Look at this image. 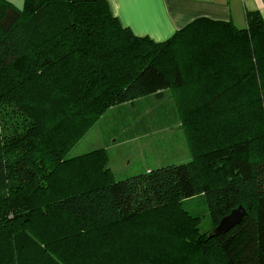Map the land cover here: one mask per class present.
I'll list each match as a JSON object with an SVG mask.
<instances>
[{
    "label": "trees",
    "instance_id": "16d2710c",
    "mask_svg": "<svg viewBox=\"0 0 264 264\" xmlns=\"http://www.w3.org/2000/svg\"><path fill=\"white\" fill-rule=\"evenodd\" d=\"M246 19L202 16L155 41L124 26L108 0H0V264H156L182 225L137 223L138 234L130 223L173 209L189 217L183 200L197 195L213 227L193 221L173 264L192 254L264 264V17ZM183 41L196 45L194 84ZM171 88L189 102L190 160L115 180L97 150L71 175L61 148L110 107ZM239 205L242 222L213 233Z\"/></svg>",
    "mask_w": 264,
    "mask_h": 264
},
{
    "label": "rangeland",
    "instance_id": "374dc122",
    "mask_svg": "<svg viewBox=\"0 0 264 264\" xmlns=\"http://www.w3.org/2000/svg\"><path fill=\"white\" fill-rule=\"evenodd\" d=\"M9 1L18 8H23L24 6V0ZM181 46H184L186 51V62L190 72V75H187L188 84H194V72H197L200 65V63L192 59L196 56V45L183 41ZM192 54L195 55L191 58ZM179 95L177 88H171L162 93L138 99L133 104H123L116 106L112 110L110 109L111 107L107 109L89 131L79 136L78 139L80 141L73 145L69 151L67 147L66 149L61 148V156L63 157L68 153V161L72 163L68 168L72 170L71 175L75 178L83 175L85 170L88 169L84 162L89 159L84 155L97 150L106 152L105 162L106 164L108 163L107 167L113 172L115 180L118 179L120 173L133 171L136 168L139 169L138 167L140 166L147 168L158 165L160 162L165 164L178 163L191 159L192 153L189 149L187 135L188 133L191 134L192 126L188 122L187 111H185L189 102L186 100L179 101L178 99L177 102L175 98H178ZM132 135L135 138L127 140ZM105 144L106 146H104ZM125 156L129 158L123 161ZM111 163L115 169L110 166ZM215 178H218V176H215ZM182 209L189 214V217L182 211L177 212V210L173 209L166 217H164L162 211H159L146 222L130 223V229L136 233H138L137 223L141 224L143 230L146 228L154 229L160 221L171 222V220H175L182 225L183 232H176L166 237L165 250L156 264L174 263L177 251L180 247H183L180 238L184 234L189 233L187 230L191 229L193 221L197 222L201 232L209 231L213 227L204 195H197L183 200ZM92 226L96 225H89V227ZM120 228L127 227L123 226ZM136 233L129 235L130 238L132 239ZM180 234L181 236L179 237ZM121 235L122 231L117 229V241L119 242H116V245H120L122 241ZM127 247L128 245L125 249ZM188 248L190 247L185 244V251ZM181 264H208V262L200 259L197 254H192L190 258H187Z\"/></svg>",
    "mask_w": 264,
    "mask_h": 264
},
{
    "label": "crops",
    "instance_id": "0c3cea01",
    "mask_svg": "<svg viewBox=\"0 0 264 264\" xmlns=\"http://www.w3.org/2000/svg\"><path fill=\"white\" fill-rule=\"evenodd\" d=\"M108 2L112 12L124 26L130 27L136 35L149 36L155 41L169 39L177 30L202 16L232 21L239 27L247 25V11L257 10L264 17V0H108ZM124 104H133V102ZM134 138L132 135L127 140ZM128 158L125 156L123 161ZM163 164L165 163L160 162L147 168L140 166L139 169L120 173L118 179ZM110 166L114 168L112 163Z\"/></svg>",
    "mask_w": 264,
    "mask_h": 264
},
{
    "label": "water",
    "instance_id": "95a60500",
    "mask_svg": "<svg viewBox=\"0 0 264 264\" xmlns=\"http://www.w3.org/2000/svg\"><path fill=\"white\" fill-rule=\"evenodd\" d=\"M247 214V209L243 205L234 208L229 214L224 216L218 225L212 230L213 233H223L229 231L235 225L242 222Z\"/></svg>",
    "mask_w": 264,
    "mask_h": 264
}]
</instances>
